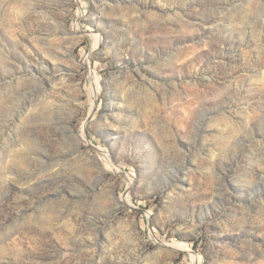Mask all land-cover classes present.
<instances>
[{"label": "rangeland", "instance_id": "1", "mask_svg": "<svg viewBox=\"0 0 264 264\" xmlns=\"http://www.w3.org/2000/svg\"><path fill=\"white\" fill-rule=\"evenodd\" d=\"M171 243L264 264V0H0V264Z\"/></svg>", "mask_w": 264, "mask_h": 264}, {"label": "bare ground", "instance_id": "2", "mask_svg": "<svg viewBox=\"0 0 264 264\" xmlns=\"http://www.w3.org/2000/svg\"><path fill=\"white\" fill-rule=\"evenodd\" d=\"M92 83H93L92 85L93 96H92L91 105L93 104V101L98 97L99 93H101L99 77L96 74H92ZM119 170L123 171V168L119 167ZM152 238H154L155 240H159L155 235H152ZM171 245L175 246L178 249L186 250L188 252L192 260L191 262H189V264H197L200 261V255L192 251L188 246L179 243H171Z\"/></svg>", "mask_w": 264, "mask_h": 264}]
</instances>
